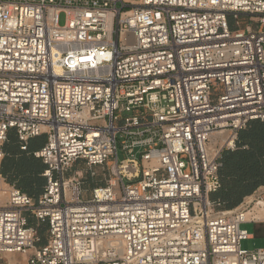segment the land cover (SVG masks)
I'll return each mask as SVG.
<instances>
[{
  "label": "built area",
  "instance_id": "2783aa9c",
  "mask_svg": "<svg viewBox=\"0 0 264 264\" xmlns=\"http://www.w3.org/2000/svg\"><path fill=\"white\" fill-rule=\"evenodd\" d=\"M253 121L264 0H0V264H264L240 249L264 188L210 200ZM10 130L22 152L45 137L35 201L1 174ZM78 161L108 169L84 200Z\"/></svg>",
  "mask_w": 264,
  "mask_h": 264
},
{
  "label": "trees",
  "instance_id": "16d2710c",
  "mask_svg": "<svg viewBox=\"0 0 264 264\" xmlns=\"http://www.w3.org/2000/svg\"><path fill=\"white\" fill-rule=\"evenodd\" d=\"M245 146L247 150L243 149ZM24 153H29L33 157L34 152H28L27 148ZM220 163L219 180L221 187L216 194L210 197V200L220 202V209L227 211L236 208L245 197L264 186V121L250 122L244 130L239 132L236 150L233 152L223 151ZM39 170L42 175L45 166L40 167ZM1 173L7 175L5 165L2 167ZM25 183L27 184L16 187L22 193L30 194L26 185H35L38 189L43 186L41 180ZM29 225L32 226L30 222Z\"/></svg>",
  "mask_w": 264,
  "mask_h": 264
},
{
  "label": "crops",
  "instance_id": "0c3cea01",
  "mask_svg": "<svg viewBox=\"0 0 264 264\" xmlns=\"http://www.w3.org/2000/svg\"><path fill=\"white\" fill-rule=\"evenodd\" d=\"M44 143V136L30 139L27 143L28 152H37L43 147ZM243 149L247 150V147L245 146ZM3 152L4 158L1 163V169L5 165L7 175L1 174L8 184L17 187L21 184H27L25 182L28 181L33 182L36 180L38 182L41 180L43 182V186L40 189L35 185H26L28 186L27 188L29 189L30 194L27 192L24 194L30 197L33 201L37 200L42 194L45 186V180L42 178L39 170L40 167H44L41 160L33 158L29 153H24L19 150V143L16 133L13 130H10L7 134V142L3 146ZM259 188H264V186Z\"/></svg>",
  "mask_w": 264,
  "mask_h": 264
},
{
  "label": "rangeland",
  "instance_id": "374dc122",
  "mask_svg": "<svg viewBox=\"0 0 264 264\" xmlns=\"http://www.w3.org/2000/svg\"><path fill=\"white\" fill-rule=\"evenodd\" d=\"M64 23L63 17L60 16L59 18V25L62 26ZM229 25L231 27V30L240 28L239 26L236 27L234 23L230 20ZM251 27H254V25H251ZM123 140V138L118 137L117 138V159L118 162H122L123 160L127 159L129 155L121 150L120 142ZM143 148H135L133 153L135 155V158L139 160L140 153L142 152ZM75 171H80L82 173V199H88L90 197L91 190L98 186L103 185L104 178L108 175V169L104 168V170L99 168H94V175H91V170L88 169L84 162L78 161L76 162L72 168L70 169L69 174H73ZM126 182V181H125ZM30 224L35 227L36 222L34 220H29ZM46 227H42L39 230L40 236L45 231ZM240 229L243 231H246V233L250 236V239L243 240L240 243V249L252 252L258 249H264V225L261 223H244L240 225ZM43 238V236H42ZM44 241L38 245L43 244ZM17 261H20L19 264H26L25 257L17 258Z\"/></svg>",
  "mask_w": 264,
  "mask_h": 264
},
{
  "label": "bare ground",
  "instance_id": "6f19581e",
  "mask_svg": "<svg viewBox=\"0 0 264 264\" xmlns=\"http://www.w3.org/2000/svg\"><path fill=\"white\" fill-rule=\"evenodd\" d=\"M218 135H215L214 137L216 138ZM114 181H112V183H113ZM257 205H256V207H254L253 208V210H257V209H259V208H264V203L263 202H257L256 203ZM251 213H247V217L250 215ZM256 215V214H255ZM260 215H262V212H258V214H257V216H260ZM7 258H8V260H9V262H10V264H19L18 262L19 261H16V259H12L10 256H7Z\"/></svg>",
  "mask_w": 264,
  "mask_h": 264
}]
</instances>
